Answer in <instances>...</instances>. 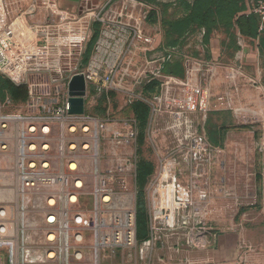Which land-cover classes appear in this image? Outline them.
I'll return each mask as SVG.
<instances>
[{
  "label": "rangeland",
  "instance_id": "1",
  "mask_svg": "<svg viewBox=\"0 0 264 264\" xmlns=\"http://www.w3.org/2000/svg\"><path fill=\"white\" fill-rule=\"evenodd\" d=\"M158 1L163 12L153 11L138 0L135 2L139 5L99 12L106 24L93 22L85 53L96 33L97 38L87 61L84 53L77 64L61 65L63 83L81 71L91 73L86 115L111 121L108 123L121 127V132L125 128L137 132L136 138L121 149L105 133L97 164L91 152L79 148L81 166L86 173L97 165L109 168L116 156L124 159L131 153L129 192L123 198L128 197L129 207L134 206L136 213L143 205L147 231L137 236V249L144 241L152 240L150 264L213 262V253L219 251L223 241L234 248V259L218 264H264L263 27L260 25V33L251 38L220 29L210 33L208 43L205 31L196 29L181 39L179 46L168 48L162 20H176L185 11L180 0ZM105 33L111 36L114 56L102 62L98 59V65L88 70ZM106 61L113 72L106 70ZM168 63L170 68L180 63L182 75L168 74ZM150 82L149 92L146 86ZM5 83L23 88L25 93L13 96ZM67 90V86L55 90L48 72L29 74L19 83L0 74L1 113L34 114L39 109L37 103L32 104L34 98L62 104ZM139 103H147L151 109L145 125L138 114ZM197 139L208 148L200 159L196 156ZM13 149L0 154V177L5 180L0 194L4 192L12 199V190L17 186ZM176 197L174 226L172 210H166L164 220L158 219L162 222L154 230L153 212L162 203L174 209ZM34 202L39 209L45 206L42 198ZM79 205L85 208L92 202L86 198ZM39 215L31 214L25 225L40 228L43 223L38 225ZM195 239H200L198 246ZM137 249L102 252L95 262L141 264ZM37 252L43 253L42 249ZM6 253L0 249L1 256Z\"/></svg>",
  "mask_w": 264,
  "mask_h": 264
},
{
  "label": "built area",
  "instance_id": "2",
  "mask_svg": "<svg viewBox=\"0 0 264 264\" xmlns=\"http://www.w3.org/2000/svg\"><path fill=\"white\" fill-rule=\"evenodd\" d=\"M249 1L251 11L259 16L263 27L264 0ZM130 4L140 3L135 0H0V74L19 83L29 74L48 72L55 90L68 87L62 104L39 102V98H34L32 104L37 103L39 109L30 115H3L0 101V154H8L14 147L17 178V186L12 190L14 198L0 200V249L7 252L0 255V264H96L95 259L102 252L114 254L118 250L137 249L136 210L134 206L122 208L116 203L119 199L115 201L129 192L128 167L132 158L118 160L102 171L98 165L91 173L83 170L77 154L79 148L91 152L97 164L105 133H109L108 128L113 124L86 114H69L72 77L83 74L88 89L92 76L81 71L63 83L60 72L62 63L71 66L83 57L93 22L99 20L106 24L99 12L126 9ZM110 37L102 34L97 55L88 70L98 65V59L102 62L114 56ZM105 65L106 70L113 72L108 61ZM136 136L133 128L126 135L119 132L109 135L117 148ZM196 143V156L200 159L208 148L202 139ZM37 198L45 202L43 208L34 206ZM86 198L92 205L80 207ZM107 199L110 201L106 202ZM175 203L174 209L164 203L155 209L154 230L162 222L157 220H164L166 210H172L174 226L177 197L174 206ZM31 214L43 217L42 226L37 228L42 230L41 245L27 241V235H34L35 230L25 225ZM90 238L95 244L89 245ZM197 241L200 239H195L196 246ZM40 248L43 260L36 259ZM152 250V240L139 246L137 254L141 264H150Z\"/></svg>",
  "mask_w": 264,
  "mask_h": 264
},
{
  "label": "trees",
  "instance_id": "3",
  "mask_svg": "<svg viewBox=\"0 0 264 264\" xmlns=\"http://www.w3.org/2000/svg\"><path fill=\"white\" fill-rule=\"evenodd\" d=\"M69 2L76 0H68ZM140 3L146 4L153 8V11L163 12L161 4L158 0H138ZM180 5L183 7L185 14L183 17L176 20L168 21L165 18L162 20L165 35L167 37L168 48H175L181 44V39L187 35L193 33L196 29H203L205 31L204 39L208 43L210 39V33L214 30L225 29L234 30L241 36L251 38L257 36L260 32V18L257 14L251 11L249 0H195L193 2L189 0H180ZM164 9V17H165ZM263 36L261 37L262 45L264 44V26ZM97 38L95 34L93 40L87 47L85 53V60L90 56L93 43ZM264 46V45H263ZM262 46V47H263ZM168 63L166 72L173 76H181L183 73V67L180 63L174 65L172 68ZM4 87L9 89V93L13 96L19 95V93H25V89L18 88L13 85L4 84ZM148 91L151 90V82L146 86ZM150 92V91H149ZM148 94V93H147ZM138 114L142 120V124H146L148 116L150 114V107L146 103L137 104ZM140 213L137 211V236L145 234L147 231V220L143 213V205H140Z\"/></svg>",
  "mask_w": 264,
  "mask_h": 264
},
{
  "label": "water",
  "instance_id": "4",
  "mask_svg": "<svg viewBox=\"0 0 264 264\" xmlns=\"http://www.w3.org/2000/svg\"><path fill=\"white\" fill-rule=\"evenodd\" d=\"M86 91L87 82L83 74H76L72 77L69 83L70 98L69 103V114L71 115H84L86 112Z\"/></svg>",
  "mask_w": 264,
  "mask_h": 264
},
{
  "label": "crops",
  "instance_id": "5",
  "mask_svg": "<svg viewBox=\"0 0 264 264\" xmlns=\"http://www.w3.org/2000/svg\"><path fill=\"white\" fill-rule=\"evenodd\" d=\"M195 0H191V2H193ZM220 30V29H219ZM221 30H225V29H221ZM214 31H218V30H214ZM212 31V33L214 32ZM211 35V34H210ZM211 40V38L209 39ZM109 133H107V135H112L113 132H119V133H122V134H127V132L131 129V128H125V131L124 132H121V127H116V124L110 126L109 128ZM119 148V147H118ZM117 148V149H118ZM121 149V148H119ZM117 155H120V153L116 152ZM128 154L131 156V153L128 152ZM127 156V157H130V156ZM117 158V159H116ZM116 158H114V162H118V160H124L122 158H120V156H116ZM104 168L100 167V171H102ZM93 172V170H92ZM91 173V172H89ZM87 200L85 201L84 205L86 204ZM221 244V243H220ZM218 252H215L213 253V262H208L206 260H199L197 263L195 264H211V263H215V264H218V263H223L225 262L226 260H233L234 259V248H232L231 246H228L225 244V241L222 242V245L220 247H218Z\"/></svg>",
  "mask_w": 264,
  "mask_h": 264
},
{
  "label": "bare ground",
  "instance_id": "6",
  "mask_svg": "<svg viewBox=\"0 0 264 264\" xmlns=\"http://www.w3.org/2000/svg\"><path fill=\"white\" fill-rule=\"evenodd\" d=\"M5 182V180L3 179V178H1L0 177V186H2L3 185V183ZM4 197H5V199H6V197H8L7 199H12V196H9L8 194H6V193H1L0 194V200H2V199H4ZM123 197H125V196H118V197H116V199H115V201L117 200V199H120V201H117L116 203L118 204V205H120L121 207H129L130 206V203H129V201H128V197L127 198H123ZM14 198V197H13ZM43 198V197H42ZM202 198H204V196L202 197ZM43 200V199H42ZM110 200L109 199H107V201L106 202H109ZM174 213V212H173ZM37 216H38V214H37ZM43 223V217H42V215L40 214L39 215V222H38V225H41ZM42 226V225H41ZM38 228V227H37ZM36 228V230H35V232H34V235L33 236H27V241L28 242H30L29 241V238L30 239H35L36 241H34V242H40V241H42L41 239H43L42 237V233H41V230L40 229H37ZM88 241L89 242H92V239L90 238V239H88ZM36 256H37V260H43L44 258H43V254L42 253H40V252H37L36 253Z\"/></svg>",
  "mask_w": 264,
  "mask_h": 264
}]
</instances>
